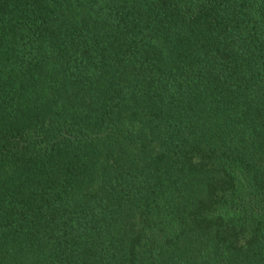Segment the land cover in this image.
I'll list each match as a JSON object with an SVG mask.
<instances>
[{
    "label": "trees",
    "instance_id": "trees-1",
    "mask_svg": "<svg viewBox=\"0 0 264 264\" xmlns=\"http://www.w3.org/2000/svg\"><path fill=\"white\" fill-rule=\"evenodd\" d=\"M0 264H264V0H0Z\"/></svg>",
    "mask_w": 264,
    "mask_h": 264
}]
</instances>
